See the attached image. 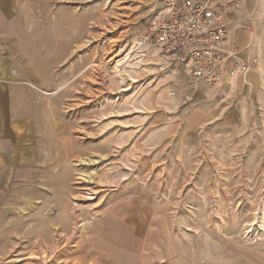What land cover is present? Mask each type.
Instances as JSON below:
<instances>
[{
	"label": "rangeland",
	"instance_id": "1",
	"mask_svg": "<svg viewBox=\"0 0 264 264\" xmlns=\"http://www.w3.org/2000/svg\"><path fill=\"white\" fill-rule=\"evenodd\" d=\"M155 2L0 3V264H264V0L190 99Z\"/></svg>",
	"mask_w": 264,
	"mask_h": 264
},
{
	"label": "built area",
	"instance_id": "2",
	"mask_svg": "<svg viewBox=\"0 0 264 264\" xmlns=\"http://www.w3.org/2000/svg\"><path fill=\"white\" fill-rule=\"evenodd\" d=\"M245 0H156L142 45L183 67L184 97L199 88L218 90L243 78L257 63L230 46Z\"/></svg>",
	"mask_w": 264,
	"mask_h": 264
},
{
	"label": "crops",
	"instance_id": "3",
	"mask_svg": "<svg viewBox=\"0 0 264 264\" xmlns=\"http://www.w3.org/2000/svg\"><path fill=\"white\" fill-rule=\"evenodd\" d=\"M0 3L7 4V3H8V0H0ZM254 38H255V37L253 36L252 39H250V41H249L250 43H248V44H251V42L254 41ZM237 43H238V41H237ZM232 44H233V43L230 42V45H231L232 48L239 49V48L237 47V45L234 46V45H232ZM233 46H234V47H233ZM248 74H249V73H248ZM248 74H247V75H248ZM247 75H246V76H247ZM246 76H244V77L246 78ZM244 77H243V78H236L235 80H233V82H235L237 79H244ZM233 82H231V83H233ZM231 83H230V84H231Z\"/></svg>",
	"mask_w": 264,
	"mask_h": 264
},
{
	"label": "bare ground",
	"instance_id": "4",
	"mask_svg": "<svg viewBox=\"0 0 264 264\" xmlns=\"http://www.w3.org/2000/svg\"><path fill=\"white\" fill-rule=\"evenodd\" d=\"M254 40H255V41H254V44L258 45V47H259V44H260V39H259V37L256 36V37L254 38ZM129 54H130V53H129ZM129 54H127L125 57H128ZM129 56H130V55H129ZM123 61H124V58H123V57L121 58V60L117 61L118 66H121L122 63H123Z\"/></svg>",
	"mask_w": 264,
	"mask_h": 264
}]
</instances>
